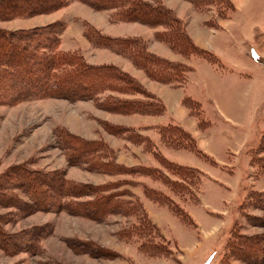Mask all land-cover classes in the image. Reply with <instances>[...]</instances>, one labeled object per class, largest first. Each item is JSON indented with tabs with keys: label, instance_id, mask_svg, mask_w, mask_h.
<instances>
[{
	"label": "rangeland",
	"instance_id": "rangeland-1",
	"mask_svg": "<svg viewBox=\"0 0 264 264\" xmlns=\"http://www.w3.org/2000/svg\"><path fill=\"white\" fill-rule=\"evenodd\" d=\"M160 1L186 21L188 32L192 21H199L205 15L215 17L205 23L218 29H222L220 20L236 22L230 30L223 29L224 38L220 35L215 41L226 49L228 61L234 59L238 67L235 69L249 76L240 82L230 74L209 72L206 68L199 76L203 81L220 82L221 90L224 87L239 89L237 96L244 87L251 89V96L241 97L244 101L241 105L238 99L228 104L229 111L240 124L233 125L221 119L212 100L205 95L201 97L199 87L188 84L190 75L182 86L187 96L193 95L201 102V119L209 123L199 126L190 111L189 117L196 121V127L188 126L187 130L197 138L199 147L201 134L211 133L202 140L201 147L223 161L215 156L213 163L189 150L163 144L156 133L159 124L156 122L163 115L122 113L101 106L93 99L42 98L27 92L23 86L12 88L5 93L11 96L10 100L0 101V177L6 173L22 174L26 170V174L30 171L59 174L60 178L68 179V189L79 185L84 193H80V197L58 195L57 202L65 206L45 209L32 204L26 189L14 188L18 197L29 204L20 208L0 206L1 227L8 233L30 234L27 241L31 247L10 252L0 246V264H264V170L252 159V155L264 159V151L259 147L264 135V0H246L243 11H239L232 0L235 10L226 5L225 12L232 13L226 19L218 16L217 7L199 11L186 0ZM111 12L71 0L52 12L29 17L0 14V29L12 31L63 23L62 48L78 50L93 65L116 66L156 94L164 83L152 80L128 57L95 46L86 32L94 28L110 37L141 36L148 40L150 51L173 61L179 60L174 55L183 57L156 40L154 28L138 22H115ZM196 59L209 68L212 65L225 73L232 71L221 59V66ZM183 106L189 110L184 103ZM173 119L180 122L174 116ZM129 128L150 137L156 144L155 149L168 159L191 163L196 169L197 181L184 182L169 173L159 165L153 151L127 139L123 132ZM78 139L105 143L114 151L119 164L146 165L158 168L159 172L153 178L136 173L111 175L102 172L88 162V157L79 158L74 154L71 148ZM160 172L175 182L172 187L163 184ZM34 176L37 178L41 174ZM112 181L119 188L117 192L125 195L124 199L143 203L157 226L153 238L165 244L166 253H155L145 236L146 228L140 226L133 210L120 214L102 213L103 209L92 211L97 207L96 202L87 204L88 208L83 206L81 211L73 206L75 202L91 200L92 196L86 193L90 187ZM44 186L45 191L49 185ZM145 186L162 192L191 220L181 218L173 206L148 198ZM55 191L59 194L60 188L51 192ZM42 198L47 199L45 195Z\"/></svg>",
	"mask_w": 264,
	"mask_h": 264
},
{
	"label": "trees",
	"instance_id": "trees-1",
	"mask_svg": "<svg viewBox=\"0 0 264 264\" xmlns=\"http://www.w3.org/2000/svg\"><path fill=\"white\" fill-rule=\"evenodd\" d=\"M71 0H0V14L11 17H29L66 6ZM97 10L112 11V20L115 22H138L154 28L155 39L167 44L175 53L180 54L184 60L173 61L149 50V42L141 36L135 37H110L99 33L94 28L86 34L97 47L108 48L116 53L128 57L136 67L144 70L147 75L160 83L182 87L187 83L189 75L195 71V66L190 63L194 58H202L217 66H221L220 58L211 50L198 46L187 30L186 21L160 0H79ZM199 11H210L218 8V16L226 19L231 14L226 13V5H231L235 10L232 0H186ZM233 12V11H232ZM210 18L209 22L214 20ZM65 28L63 23H53L41 27L18 30L0 29V101L10 100L5 96L12 88L25 87L27 92H32L38 97H65L69 99H93L101 106L122 113H140L143 115L168 116L165 102L146 89L136 78L113 65H93L86 61L78 50L67 51L62 49V33ZM25 93V92H24ZM13 97V96H12ZM184 105L196 116L199 126L209 124L201 119V102L190 96L183 98ZM156 133L163 144L177 149H186L203 156L215 163V160L203 151L193 136L180 123L171 117L165 123H159ZM134 144H144L147 151L154 154L159 165L169 173L176 175L182 181H197L194 175L195 168L177 161L168 159L155 149L156 144L148 136L141 135L133 128L123 132ZM73 142V141H72ZM75 142V141H74ZM73 142L74 154L77 157H88V162L102 172L111 175L126 173L143 174L156 177L158 168L146 165L125 166L119 164L114 157V151L102 142H85L78 139ZM154 149H153V148ZM260 151H264V135L260 140ZM152 148V149H151ZM84 151V152H83ZM84 155H81L82 153ZM259 167L264 170V159L255 158ZM262 160V161H261ZM176 165L178 167H174ZM173 166V167H172ZM22 174H4L0 177V206L11 205L15 207L26 206L15 193L14 188H24L32 199V204L38 208L57 207L63 208L65 204L58 203V195L65 197H80L83 187L70 185L64 176L59 174H43L39 171H30ZM201 172V171H199ZM40 173L41 176L33 175ZM161 173V172H160ZM159 177V176H158ZM165 186H173L174 181L169 175L161 173ZM165 179V180H164ZM60 181V182H58ZM56 183V185H55ZM49 185L44 191V185ZM115 182H106L99 186L90 187L86 193L92 196L89 201L75 202V208H88L87 204L96 202L97 207L92 209L104 210L110 213H128L133 210L140 226L146 228L148 242L154 246L155 253H166L165 244L156 241V224L150 218L143 203L135 204L126 200L124 194L118 193ZM68 185V186H69ZM60 188V193L51 192ZM25 190V191H26ZM34 190V191H32ZM51 193V194H49ZM81 193V194H80ZM148 198L158 202H165L174 207L177 214L184 220L191 218L182 211L162 192L145 186ZM47 194V195H46ZM45 195L47 199H43ZM254 195V194H253ZM252 195V196H253ZM54 196V197H53ZM53 198L55 202H53ZM51 199V200H49ZM74 203V202H73ZM69 205V204H68ZM139 205V206H137ZM80 207V208H79ZM52 209V208H51ZM0 216V243L5 250L14 252L22 247H31L28 238L30 234L8 233L1 227ZM187 221V222H188ZM187 224V223H186ZM160 241V238H158ZM32 243V242H31Z\"/></svg>",
	"mask_w": 264,
	"mask_h": 264
},
{
	"label": "crops",
	"instance_id": "crops-1",
	"mask_svg": "<svg viewBox=\"0 0 264 264\" xmlns=\"http://www.w3.org/2000/svg\"><path fill=\"white\" fill-rule=\"evenodd\" d=\"M234 3L236 4V7L239 11H243L245 4H247L246 0H233ZM204 16V15H203ZM211 18L210 15H205L202 18H199V21H192V23L189 25V33L192 37V39L194 40V42L205 49L211 50L213 51L224 63H227L229 65V67L232 69L231 72L225 73L222 72L221 70H218L217 68L213 67L212 65H210L212 68H209L208 66H206L204 63L202 64L203 61L201 62H197L196 60H192L190 63H192L195 66V71L192 72L190 74V81L188 82L189 85L194 84V87L198 88L197 89L200 92L201 97H203L204 95L209 98V100L212 102L213 107L216 109V113H218V115L220 116L221 119H224V121L229 122L233 125H238L240 124V122H238L233 114L229 111V101H235L236 99H238V102H240V105L244 102L243 99L241 97H247V96H251L252 91L250 88L244 87L243 92L240 93L241 95L237 96L236 91H238L239 89H230V88H226L224 87L223 90H221V86H220V82H216V81H212V83L205 79L204 81L202 80L203 77H200L199 73L200 71L204 68H206V71H211L215 73V71L218 74H230L234 77V79L236 81H243L244 77H248L249 74H245L242 73L238 70H236V63L234 61V59L231 60H227L228 57V53L226 51V49H224V47L218 46L215 39L217 36H222L224 38L225 32L223 31V29L225 30H230L231 27L236 26V22L234 20H229L226 19L224 21L220 20V26L222 27V29H218L215 27H212L208 24H206L205 22H207L209 19ZM233 41V40H232ZM64 49V48H62ZM66 50V49H64ZM227 56V57H226ZM175 59H179V60H184L183 58H178V56L174 55ZM209 68V69H208ZM209 71V72H210ZM203 73V71H202ZM213 74V73H212ZM215 75V74H213ZM216 77V76H214ZM246 86V85H245ZM195 92V91H194ZM156 94H158L160 97H162L163 101L165 102L166 106H167V111H168V116H163L161 118V120H159L156 123H165L164 121L168 120L170 117L173 119V116L176 117V119H178L180 123L184 128L188 129L189 127H196L194 120H192V118H190L189 113L190 110H188L186 107L183 106V98L186 96V91L184 90V87H172L171 85H161L160 88L158 89V91H155ZM220 93H223V96H221ZM193 98H197L193 95H191ZM233 98V99H232ZM222 100V101H221ZM199 101V100H198ZM187 119H191V120H186ZM166 119V120H165ZM174 120V119H173ZM175 121V120H174ZM198 124V122H197ZM253 125V123H252ZM189 126V127H188ZM239 127V126H238ZM190 129V128H189ZM198 133V130H196V134ZM211 133L207 132L205 134H201V137H199V143H200V147H203V142L202 140L206 139ZM201 147V149L204 151V149ZM237 150V149H236ZM206 152V151H205ZM207 153V152H206ZM209 156H211L212 158H214L215 156L220 159L221 161H223L221 159V157H219L217 154L213 157L212 155L214 153H211L212 155H210L209 153H207ZM172 159V158H171ZM215 159V158H214ZM174 161H179L178 159H173ZM183 161V160H182ZM181 164H185L188 166H191L190 164H187L188 162H180Z\"/></svg>",
	"mask_w": 264,
	"mask_h": 264
}]
</instances>
